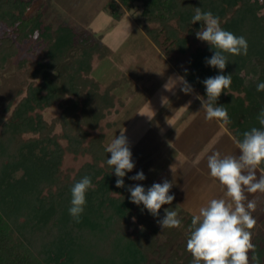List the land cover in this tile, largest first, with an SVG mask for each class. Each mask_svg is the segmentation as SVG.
<instances>
[{"label": "trees", "instance_id": "obj_1", "mask_svg": "<svg viewBox=\"0 0 264 264\" xmlns=\"http://www.w3.org/2000/svg\"><path fill=\"white\" fill-rule=\"evenodd\" d=\"M16 1L0 0V68L38 32L34 38L40 43L38 69L30 75L41 80L31 83L17 103L11 100L14 105L9 101L11 111L4 107L0 114V264H193L186 251L188 233L181 239L191 220L182 222L181 229L164 228L160 241L162 212L154 217L142 204L130 201L128 188L140 184L127 172L124 187H116L117 177L106 162L111 153L104 146V130L113 124H101L113 101L89 75L95 46L84 43L76 54L72 29L44 27L40 14L25 17ZM136 2L142 4L144 20L159 27L146 31L164 54L189 56L187 69L180 74L201 97L207 98L202 83L206 78L232 75L230 87L216 104L227 109V125L235 137L242 140L244 132L261 128L258 116L264 110V91L258 92L257 85L264 83V0H110L105 8L118 21L120 8L130 9ZM197 7L219 17L222 29L247 40V55L225 53L228 63L223 73L206 64L215 52L208 44L193 50L188 44L198 41L196 32L203 26L191 22ZM43 101L61 109L50 124L28 115L33 104ZM57 123L63 130L57 137L68 139L64 150L56 136L49 137ZM24 133L37 137L25 140ZM50 143L56 147H48ZM64 151L90 158L71 179L61 172ZM84 176L90 177L92 187L76 222L69 214L71 188ZM255 246L249 264H256L254 254L264 264V247Z\"/></svg>", "mask_w": 264, "mask_h": 264}, {"label": "rangeland", "instance_id": "obj_2", "mask_svg": "<svg viewBox=\"0 0 264 264\" xmlns=\"http://www.w3.org/2000/svg\"><path fill=\"white\" fill-rule=\"evenodd\" d=\"M109 1L17 0L16 5L23 8L24 16L27 18H32L37 13L40 14V24H43L44 27L51 25L52 29H55L61 25L72 29L76 34L74 42L76 54H80L84 43H87L88 46H95L96 50L91 56L89 75L99 83L101 92L112 98L113 101V107L109 114L101 121L102 125L105 122L113 124L112 129L106 132L104 130V146L107 147L112 139L121 135L122 132L124 133L130 122H133L134 127L139 119L138 124L145 129L141 128L142 139L136 149V156L133 157L134 154L132 155L135 166L130 173L134 176L137 172L143 171L146 178L143 181L134 180V182L147 190L152 184V166L163 165L160 163V153L166 156L167 151L170 150L167 139L168 132L162 127L166 126L168 113H173L175 108L181 107L176 103L173 106L170 104H173L176 98L183 94V92L181 93L183 85L178 78L182 77L180 71L187 69L189 56L187 54L167 56L153 42V35L149 34L146 28L154 30L159 27L144 20L141 15L142 4L140 2L134 3L130 9L121 7V16L117 22L106 11L105 6ZM123 17H127L129 23H125ZM172 25L174 26L175 23ZM162 40L163 37L160 38V41ZM188 44L193 50L195 47L205 46L207 42L198 40ZM39 51L40 43L38 41L32 37L25 39L18 52H13L14 54L0 68V114L5 111L4 107H7L9 101L10 103H17L25 95L31 83L34 86L41 80L40 77L31 78L30 75L38 69L36 61ZM193 92L196 96H200L195 90ZM44 94L45 92H42L40 95L44 96ZM236 94L234 93V95ZM154 98L159 99V103L162 104L156 106ZM196 100L200 105L201 100ZM33 106L34 110L29 111L28 115L35 119L41 118L46 124L52 123L61 114V109L55 103L46 104L43 101L40 104H33ZM7 108L11 111L13 107L8 106ZM10 111L5 112L4 115L8 117ZM185 111L183 109L182 113ZM143 117H146V120ZM158 132H160L159 135ZM62 133V126L57 123L54 130L49 133V137L56 136L58 147L64 150L68 144V139L57 137V134ZM96 133V131H91L92 135ZM36 137L37 135L34 137L31 133L23 134L25 140ZM155 140L160 143V147L155 149L144 147L146 142H149L151 147V143L153 144ZM47 146L56 147L53 143L47 144ZM87 162H90L87 155H76L64 151L60 160L62 175H67L70 179L73 178L81 166ZM148 166H150V170L144 169ZM166 208L177 211L178 218L181 220L179 229L184 226L182 222L191 220V212L181 204L172 201L170 205H162L160 211L163 216ZM255 220L256 224L251 230L252 243L259 245L258 247L262 249L264 247V216ZM188 228L189 226H186L182 230V240L186 239ZM162 232L163 229L160 227V234L158 235L160 241H163ZM257 237L262 239L256 241ZM177 244L180 243L175 245Z\"/></svg>", "mask_w": 264, "mask_h": 264}, {"label": "clouds", "instance_id": "obj_3", "mask_svg": "<svg viewBox=\"0 0 264 264\" xmlns=\"http://www.w3.org/2000/svg\"><path fill=\"white\" fill-rule=\"evenodd\" d=\"M192 23L202 22L203 26L196 32V38L215 50L210 59L206 58L208 66L218 69L221 73L228 63L227 54L247 55L248 43L243 36H236L220 27L219 17L211 11L203 12L200 7L195 8ZM201 24V23H200ZM38 32L34 33V38ZM178 80L183 85L181 92L191 94L193 89L183 77ZM232 75L219 74L206 78L202 83L206 90V100H201L205 119L218 120L230 123L227 109L217 106V98L224 90L229 88ZM257 91H264V83L257 85ZM261 128L253 127L243 133V139L237 140L239 156H221L218 151H213L207 157L209 176L217 181L223 189V196L210 199L206 205L193 214L188 228L186 251L193 258V264H249V252L255 253L256 246L252 243V232L256 220L252 212L256 209V200L249 199L247 194L264 193V174L257 177V168L264 163V110L258 116ZM105 151L111 153L107 164L114 170L117 177L116 187H124L127 172L134 168L132 153L126 136L121 133L112 139ZM199 161H197L198 163ZM143 171L130 177L132 180L143 181ZM172 182L164 180L162 183H153L147 190L141 185L130 186V201L136 205H143L152 216H157L162 205H170L174 200L169 195ZM92 187L91 179L84 176L71 188V207L69 214L76 222L84 211L86 192ZM160 227L178 228L181 220L177 211L166 208L164 216L158 221ZM259 264V257L251 258Z\"/></svg>", "mask_w": 264, "mask_h": 264}, {"label": "crops", "instance_id": "obj_4", "mask_svg": "<svg viewBox=\"0 0 264 264\" xmlns=\"http://www.w3.org/2000/svg\"><path fill=\"white\" fill-rule=\"evenodd\" d=\"M128 20L127 17H123L125 23H129ZM193 91L187 95L180 94L173 104H170V106H173L176 103L181 106L174 109V114L168 113L166 126L162 127L168 132L167 139L170 150L167 151L166 156L160 153V163L163 165L154 166L151 163L153 165L151 168L152 184L162 183L164 180L172 182L173 186L169 191V195L174 196L173 201L176 204L185 206L191 212V216L198 213L199 208L206 205L210 199L223 196V189L219 183L208 174L207 157L213 151H218L222 157L226 155L239 156L240 154L236 145L238 139L231 129L222 121L206 120L202 105L198 104L197 96ZM154 99L156 106L162 104L159 103V99ZM183 109L188 113L186 111L182 113ZM143 119L146 120V117H143ZM138 122L139 119L134 127L133 122H130L129 127L127 126L126 131L124 130L123 133L127 138L132 155L134 154L133 157L136 156V149L142 139L141 134L143 132L141 128H144ZM157 134L159 135L160 132ZM160 146V143L155 140L153 144L151 143V147L149 142H146L144 147L155 149ZM197 161L199 162L197 163ZM149 167L144 169L150 170ZM256 174L257 177L264 174V163L257 168ZM130 175L132 176L131 173ZM247 195L249 199L256 200V209L252 212L253 218L263 217L264 193L257 192Z\"/></svg>", "mask_w": 264, "mask_h": 264}]
</instances>
